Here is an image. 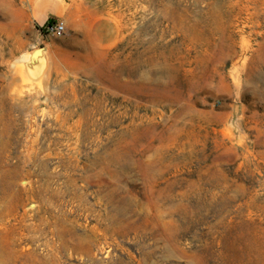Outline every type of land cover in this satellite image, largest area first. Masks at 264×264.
I'll return each mask as SVG.
<instances>
[{
  "label": "rangeland",
  "instance_id": "obj_1",
  "mask_svg": "<svg viewBox=\"0 0 264 264\" xmlns=\"http://www.w3.org/2000/svg\"><path fill=\"white\" fill-rule=\"evenodd\" d=\"M0 264H264V0H0Z\"/></svg>",
  "mask_w": 264,
  "mask_h": 264
},
{
  "label": "built area",
  "instance_id": "obj_2",
  "mask_svg": "<svg viewBox=\"0 0 264 264\" xmlns=\"http://www.w3.org/2000/svg\"><path fill=\"white\" fill-rule=\"evenodd\" d=\"M48 30H51L56 34H62L65 31V25L62 23L55 24L53 26L48 27Z\"/></svg>",
  "mask_w": 264,
  "mask_h": 264
},
{
  "label": "trees",
  "instance_id": "obj_3",
  "mask_svg": "<svg viewBox=\"0 0 264 264\" xmlns=\"http://www.w3.org/2000/svg\"><path fill=\"white\" fill-rule=\"evenodd\" d=\"M48 25H49V23H48Z\"/></svg>",
  "mask_w": 264,
  "mask_h": 264
}]
</instances>
